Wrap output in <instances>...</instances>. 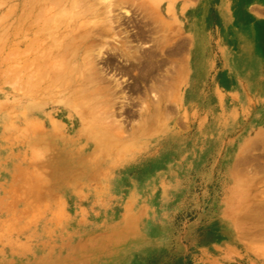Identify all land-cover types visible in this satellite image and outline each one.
I'll use <instances>...</instances> for the list:
<instances>
[{
  "label": "rangeland",
  "instance_id": "obj_1",
  "mask_svg": "<svg viewBox=\"0 0 264 264\" xmlns=\"http://www.w3.org/2000/svg\"><path fill=\"white\" fill-rule=\"evenodd\" d=\"M50 1L0 0V264H264V128L211 155L167 0Z\"/></svg>",
  "mask_w": 264,
  "mask_h": 264
},
{
  "label": "crops",
  "instance_id": "obj_2",
  "mask_svg": "<svg viewBox=\"0 0 264 264\" xmlns=\"http://www.w3.org/2000/svg\"><path fill=\"white\" fill-rule=\"evenodd\" d=\"M163 7L180 20L190 65L203 73L193 101L201 116L210 113L211 155L222 152L236 132L240 151L249 141L245 126L264 128V0H167ZM251 110L257 113L248 123ZM224 151L225 159L233 155L229 145Z\"/></svg>",
  "mask_w": 264,
  "mask_h": 264
},
{
  "label": "bare ground",
  "instance_id": "obj_3",
  "mask_svg": "<svg viewBox=\"0 0 264 264\" xmlns=\"http://www.w3.org/2000/svg\"><path fill=\"white\" fill-rule=\"evenodd\" d=\"M54 1H55V0H54ZM76 1H77V0H75V2H76ZM50 2L52 3V2H53V0H52V1H50ZM59 2H60V1H59ZM57 3H58V2H57ZM57 3H56V4H57ZM53 4H54V3H53ZM51 6H52V5H51ZM53 6H54V5H53ZM53 6H52V7H53ZM55 6H57V5H55ZM76 6H77V5H76ZM77 7H78V6H77ZM50 9H52V8H50ZM49 14H50V13H49ZM48 17H49V16H48Z\"/></svg>",
  "mask_w": 264,
  "mask_h": 264
}]
</instances>
